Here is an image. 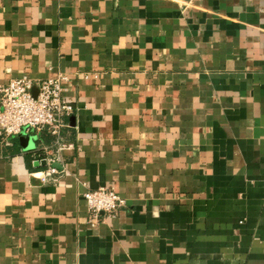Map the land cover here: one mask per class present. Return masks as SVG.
<instances>
[{"label": "crops", "instance_id": "1", "mask_svg": "<svg viewBox=\"0 0 264 264\" xmlns=\"http://www.w3.org/2000/svg\"><path fill=\"white\" fill-rule=\"evenodd\" d=\"M61 74L57 179L0 137V264H264V0H0V85Z\"/></svg>", "mask_w": 264, "mask_h": 264}, {"label": "built area", "instance_id": "2", "mask_svg": "<svg viewBox=\"0 0 264 264\" xmlns=\"http://www.w3.org/2000/svg\"><path fill=\"white\" fill-rule=\"evenodd\" d=\"M67 74L56 78L33 79L28 76L12 79L0 85V137L7 143L14 137L46 130L55 138L51 146L34 152V157L47 160V168L40 172L43 182L56 180L59 170L53 164L61 153L72 149L73 144L64 142L63 132L69 125V117L75 106L65 97ZM89 207L88 222L97 226L108 218H115L127 205L126 199L113 189L100 187L84 193Z\"/></svg>", "mask_w": 264, "mask_h": 264}, {"label": "water", "instance_id": "3", "mask_svg": "<svg viewBox=\"0 0 264 264\" xmlns=\"http://www.w3.org/2000/svg\"><path fill=\"white\" fill-rule=\"evenodd\" d=\"M26 134H27L26 130H24L23 135H26ZM26 142L28 143L29 147H31V145L33 144V139L32 138H27ZM42 164L43 165H47V160H43ZM53 165L58 168L60 164L59 163H54Z\"/></svg>", "mask_w": 264, "mask_h": 264}]
</instances>
